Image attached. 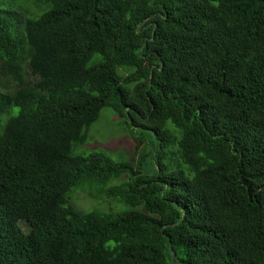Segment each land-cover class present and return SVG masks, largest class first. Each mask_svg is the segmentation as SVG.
Here are the masks:
<instances>
[{
    "label": "trees",
    "instance_id": "1",
    "mask_svg": "<svg viewBox=\"0 0 264 264\" xmlns=\"http://www.w3.org/2000/svg\"><path fill=\"white\" fill-rule=\"evenodd\" d=\"M34 1L22 46L0 15V264H264V0ZM104 108L136 163L74 153Z\"/></svg>",
    "mask_w": 264,
    "mask_h": 264
},
{
    "label": "rangeland",
    "instance_id": "2",
    "mask_svg": "<svg viewBox=\"0 0 264 264\" xmlns=\"http://www.w3.org/2000/svg\"><path fill=\"white\" fill-rule=\"evenodd\" d=\"M42 9L36 6L34 0H0V15L12 20L15 30L19 35V43H23V23L28 18H33L40 14ZM25 49V46H23ZM1 65V64H0ZM27 81H33L29 75L27 67L24 69ZM1 77V76H0ZM8 80H11L8 78ZM14 90L12 84H7L6 88L0 87V93L11 92ZM15 108L11 111V116L17 114ZM5 119V118H2ZM170 129L172 126L168 125ZM140 132L127 125L111 108H104L97 120L91 125L87 132V140L84 144L78 145L74 149L77 155H88L91 153H102L108 156L113 162L120 163L130 160L133 156V162L136 163L143 149H148L150 139L144 135L145 143L140 145L135 141V137ZM138 147L134 151L135 147ZM145 172H153L151 158H148L144 164ZM119 181H113L111 184H118ZM97 195V196H91ZM68 204L82 212L89 211H120L123 206L114 199L98 194L96 186L78 185L71 190L68 195ZM23 232H28V224L24 221L19 223Z\"/></svg>",
    "mask_w": 264,
    "mask_h": 264
}]
</instances>
